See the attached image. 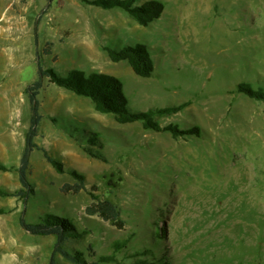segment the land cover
<instances>
[{
	"label": "rangeland",
	"instance_id": "1",
	"mask_svg": "<svg viewBox=\"0 0 264 264\" xmlns=\"http://www.w3.org/2000/svg\"><path fill=\"white\" fill-rule=\"evenodd\" d=\"M92 1L0 0V190L21 188L32 116L26 88L38 63L62 76L117 77L133 112L170 109L157 122L185 134L121 125L45 78L35 142L65 172L36 150L34 196L27 205L0 198V264L51 262L56 237L25 231V211L28 222L47 214L71 222L77 237L68 247L89 263L264 264V104L238 88L264 90V0H139L165 7L147 27ZM138 44L153 57L150 78L103 49ZM73 172L86 180L78 194L63 191L79 182ZM98 201L116 205L124 225L88 214Z\"/></svg>",
	"mask_w": 264,
	"mask_h": 264
},
{
	"label": "trees",
	"instance_id": "2",
	"mask_svg": "<svg viewBox=\"0 0 264 264\" xmlns=\"http://www.w3.org/2000/svg\"><path fill=\"white\" fill-rule=\"evenodd\" d=\"M139 0H94L91 4L105 9H121L132 16L139 25L147 27L154 21L160 19L165 7L160 1H146L138 5ZM110 60L114 63L125 61L129 64L136 76L140 78H150L154 72V60L149 48L146 45L125 46L122 49H112L104 47ZM47 54H51L47 51ZM38 79L26 88V94L31 104L30 128L26 136V145L23 150L20 165L17 169L21 188L14 192L0 190V198H17L25 205L34 196L35 190L30 181L31 176V156L38 150L42 151L47 162L59 173L65 172L61 161L51 157L48 152L39 147L35 139L39 136L40 126L43 116L40 114V102L38 96L44 88V80L48 78L51 83L77 95L89 99L97 112L106 115H113L117 123L121 125L141 122L145 130L155 132H170L175 138L185 134L177 126L162 127L156 120L158 114L172 112L170 109L161 111L149 110L147 112H133L129 108L127 97L124 93L123 84L117 77L112 75L94 72L87 74L81 70H71L66 76H62L53 69L43 70L38 63ZM239 92L247 97L264 104V90L254 89L248 84L239 85ZM191 133L192 131H188ZM186 132V133H188ZM92 142V141H91ZM95 142V141H94ZM97 144V143H96ZM94 144V146H96ZM88 150V149H87ZM4 170L5 168L2 167ZM72 175L79 180L74 185H66L64 192L73 191L78 194L85 189V177L73 172ZM88 214L97 215L106 222L122 227L124 221L121 218V211L110 201H98L87 209ZM3 211L0 210V214ZM21 227L35 236H54L56 243L50 264H55L54 256L61 255L71 264H97L89 263L84 254L68 247L71 240L77 237L76 229L71 222L53 214H47L37 222H28L26 211L20 218ZM161 236V235H160ZM106 260V259H105Z\"/></svg>",
	"mask_w": 264,
	"mask_h": 264
}]
</instances>
